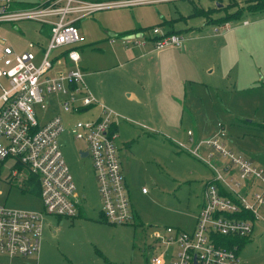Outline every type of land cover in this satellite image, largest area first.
Segmentation results:
<instances>
[{
    "label": "rangeland",
    "instance_id": "rangeland-1",
    "mask_svg": "<svg viewBox=\"0 0 264 264\" xmlns=\"http://www.w3.org/2000/svg\"><path fill=\"white\" fill-rule=\"evenodd\" d=\"M37 1L18 0L22 6ZM248 1L164 0L131 7L136 14L148 17L147 27L158 25L164 29V24L154 25L156 20L150 16L158 13L154 9L158 8L166 18H174L183 36L190 31V39H196L195 46L187 51L188 57L199 64L193 73L200 82L184 81L185 96L184 84L172 71L170 75L163 71L160 77L149 78L130 66L111 69L118 63L115 51L123 49L126 41L110 37L106 26H112L116 10L129 12L128 8L102 9L79 20L76 45L79 65L87 73L86 84L97 96L103 93L110 97L105 102L122 115L115 144L134 218L131 223L103 218L91 159L80 154L86 144L66 129L59 142L77 185L78 212L75 216L45 213L40 247L28 255L24 264H157L151 258L158 253L167 259L176 245L159 246L153 231L165 225L184 229L193 225L204 183L211 175L200 158H211L210 150L216 157L220 154L204 144L199 148L201 156L189 148L220 127L228 147L264 167V9H244ZM240 10L241 14L234 16ZM225 19L231 27L214 34L213 28L220 27ZM245 19L247 22H242ZM144 31L151 35L148 28ZM200 34L207 37L197 39ZM29 41L47 44L48 36L40 22L22 19L0 23V46L9 44L23 50ZM151 42L144 47H152ZM169 52L175 53H149L145 71L156 70L157 66L161 69L165 60L179 62V57L173 58ZM89 114L64 116L76 120ZM188 130L194 134H188ZM11 166L20 173L11 175ZM31 175L27 166L7 159L0 171V204L40 210L38 178L34 175L32 182L25 181ZM231 240L238 243L239 264H264V223H256L248 237Z\"/></svg>",
    "mask_w": 264,
    "mask_h": 264
},
{
    "label": "built area",
    "instance_id": "built-area-1",
    "mask_svg": "<svg viewBox=\"0 0 264 264\" xmlns=\"http://www.w3.org/2000/svg\"><path fill=\"white\" fill-rule=\"evenodd\" d=\"M157 1L163 0H40L26 6L18 0H0V23L32 19L49 28L44 47L34 41L23 50L9 44L0 46V78L8 80L7 85L0 80V171L9 158L15 165L27 166L38 178L42 202L40 210L0 204V255L8 260L0 264H24V259L39 249L45 213L75 216L78 212L77 185L59 142L66 129L86 144L103 218L114 223L133 221L134 211L115 144L116 125L122 115L105 105L86 84L79 65L76 21L102 9ZM219 26L214 27L215 32L228 28L227 22ZM148 30L150 36L142 31L132 40L142 44L152 41L156 50L183 44L180 32L156 26ZM97 104L100 112L94 117H64L87 112ZM224 136L220 127L189 149L201 156L199 148L204 144L227 161L217 162L213 152L208 155L213 160L201 157L211 167L212 175L204 183L195 224L192 229L156 227L154 241L159 246L176 245V249L169 250L167 259L162 253L154 255V263L239 264L238 245L228 246L223 240L248 237L256 223H264V167L228 147ZM18 173L17 168L10 167L11 175Z\"/></svg>",
    "mask_w": 264,
    "mask_h": 264
},
{
    "label": "crops",
    "instance_id": "crops-1",
    "mask_svg": "<svg viewBox=\"0 0 264 264\" xmlns=\"http://www.w3.org/2000/svg\"><path fill=\"white\" fill-rule=\"evenodd\" d=\"M157 2H159V1H157ZM150 3H152V2H150ZM136 5L115 7V9L116 8H126V9L128 8L129 12L126 11V10H124V11L116 10L115 19L111 22L112 26L111 27L110 26H106V27H108L107 28V32H109L110 37L118 36L119 38L121 37L122 39H124L126 41V39H129V38H125V35L131 34V33L142 32L146 28L151 29L152 27H155V26L147 27V26H149V25H147L148 17H146L145 15H142V14H136V12L131 11V7L132 8H133V6L136 7ZM138 6H140V5L138 4ZM111 9H114V8H111ZM154 9H157V11H158V13H156V14H155V12H152V14H150V16H152V19H154V21L156 20L154 25H156V24H164L165 28L163 30L178 31V32L181 31V29L176 28V26L174 25V24H176V22L174 21V18H171V19L166 18L165 16L160 14L158 8H154ZM81 18H83V17H81ZM81 18H79L76 21V26H78V22H79V20ZM175 19H177V18H175ZM224 23H222V24H224ZM227 24H228V28H230L231 27L230 24L228 22H227ZM41 25H42V30L44 32H46V34H47V36L49 38V28L46 25H43V24H41ZM156 27H159V26L156 25ZM159 28H161V27H159ZM189 32L190 31L187 32L188 36H185V34H184V36H183L184 37V41H183L182 46H180V47H169V48L161 49V50H158V51L154 48V44L152 42H151L152 43V47L150 45H148L150 47H147V48L144 47L150 41H146L145 43L142 44V43H139V42H136V41L132 40V38H131V40L126 41V43H124L125 47H123V49H120V51H118V52L115 51V58L118 60V63H116L115 65L111 66V69H113V67L115 69V68H119V67L130 66V69L132 71L139 73L143 77L146 76V77H149V78L152 77V76H156L158 78V77L161 76V73H163V71L166 72L167 75H170L169 71H172V74L175 73V75L178 76V79L181 82V84H184L183 85V95L185 96L186 92H185V83H184V81L187 82V81L191 80V82H200V81H198L199 78L194 76V73H193V70H195V68L199 64H197L195 62L194 57L193 58L188 57V55H189V53L187 51L188 48L190 49L193 46H195V44H196L195 43L196 39L195 40L190 39L191 37H190ZM213 32H214V34H218V33L220 34V33L224 32V30L223 31H218V32L213 31ZM192 35L195 37V34H192ZM200 36H201V34H200ZM136 37H140V36H136ZM206 37L207 36L204 35V36H201V37H199L197 39L206 38ZM110 41H112V40H110ZM36 43H38L39 45L44 47V45H42V43H39V42H36ZM14 48L17 49L16 47H14ZM26 48H27V44H26ZM77 48H78V46H77ZM17 50H20V49H17ZM166 50L174 51L175 53H172V52H169V53L173 54V58L179 57V62L177 61L178 59H176L174 61L172 60V61H169V62H167V60H165L163 62L164 66L161 67V69L157 66L156 70H149L148 69V71H145L144 65H145V62H146V56H148V54L151 53V52H157L159 54V53L165 52ZM121 57H122L123 60L119 61V59H121ZM179 64L181 65V68H178ZM81 68L84 70V78H85V76L87 74L86 70L83 67H81ZM88 75L90 76V74H88ZM0 80H1V82L3 84H5V85L8 84V80H7L6 77H1ZM90 91L96 97H98L101 101H103V103L105 105H107V103L105 101H109L110 97L105 96L103 93H99L100 94V97H99L92 90H90ZM129 96L130 97L133 96L131 90L129 92ZM108 107H110V106H108ZM99 110H100V107L98 106V104L97 105H93L87 111V113H90L88 116H93V117L96 116L98 114V112H100ZM67 115H69V114H67ZM64 117L66 118V116H64ZM119 120L120 119H118V121ZM116 127L118 128V122H117ZM192 134H194L193 131H192ZM199 139H201V137ZM191 140H194V139L192 138ZM204 146H206V145H204ZM207 147H210V146H207ZM192 148H194V147H192ZM189 149H191V148H189ZM82 151H84V150H82ZM211 152H212V150L209 151V153H211ZM209 153H208V155H209ZM215 159H217V162H219V163H224V162L227 161L225 158H223L221 156L215 157ZM249 160H251V159H249ZM203 161L207 164L208 168L211 170V167L208 165V163L205 160H203ZM211 175H212V170H211ZM211 175L209 176V178H207V180L211 178ZM125 179H126V177H125ZM126 181H127V179H126ZM127 188H128V183H127ZM128 193H129V189H128ZM202 198H203V194L201 195V200L198 203L197 211H196V214H195V220H196V215L198 213L199 207H200V205L202 203ZM195 220H194V223H193V225L191 226L190 229L193 228V226L195 224ZM27 259H28V257L26 258V260ZM1 260L4 261V262L8 261L6 257L0 259V261Z\"/></svg>",
    "mask_w": 264,
    "mask_h": 264
},
{
    "label": "trees",
    "instance_id": "trees-1",
    "mask_svg": "<svg viewBox=\"0 0 264 264\" xmlns=\"http://www.w3.org/2000/svg\"><path fill=\"white\" fill-rule=\"evenodd\" d=\"M247 9V10H250V11H255V10H259V9H264V0H250V1H248L247 2V4L245 5V7H244V9ZM241 11L242 10H240V11H237L235 14H234V16H239L240 14H241ZM227 21V19H225V20H223L222 22L224 23V22H226ZM221 156V155H220ZM222 157V156H221ZM33 178H34V175L32 176H30V178L29 177H27L26 179L27 180H25V181H27V182H32V180H33ZM20 186H22V184H20ZM21 188H23V186L21 187ZM24 189V188H23ZM25 190V189H24ZM223 242H224V244H226V245H228V246H231V245H233L234 243L236 244V242H233L232 240H231V238H229V239H226V240H223ZM240 242V241H239ZM237 245H238V243H237Z\"/></svg>",
    "mask_w": 264,
    "mask_h": 264
},
{
    "label": "water",
    "instance_id": "water-1",
    "mask_svg": "<svg viewBox=\"0 0 264 264\" xmlns=\"http://www.w3.org/2000/svg\"><path fill=\"white\" fill-rule=\"evenodd\" d=\"M135 36H141V32L131 33V34L125 35V38H133ZM80 154L82 156H85V155H87V151L86 150H84V151L80 150Z\"/></svg>",
    "mask_w": 264,
    "mask_h": 264
}]
</instances>
